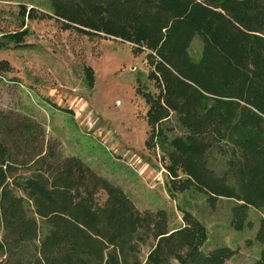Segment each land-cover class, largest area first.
I'll list each match as a JSON object with an SVG mask.
<instances>
[{"label":"trees","instance_id":"1","mask_svg":"<svg viewBox=\"0 0 264 264\" xmlns=\"http://www.w3.org/2000/svg\"><path fill=\"white\" fill-rule=\"evenodd\" d=\"M49 3L22 14L146 55L155 92L138 89L145 145L161 157L170 196H202L213 209L225 200L230 227L253 229L251 212H264V0ZM5 37L22 46L27 32ZM84 69L93 87L94 70ZM181 211L171 227L166 210H139L122 188L63 156L40 124L0 115V264H226L237 255L207 250V227ZM255 240L252 264H264V216Z\"/></svg>","mask_w":264,"mask_h":264},{"label":"rangeland","instance_id":"2","mask_svg":"<svg viewBox=\"0 0 264 264\" xmlns=\"http://www.w3.org/2000/svg\"><path fill=\"white\" fill-rule=\"evenodd\" d=\"M23 8L40 14L50 11V3L0 0V61L11 68L0 71V115L40 124L63 156L81 159L122 188L139 210H166L171 227L182 224L186 208L207 227V250L230 246L237 255L226 264H252L261 250L255 235L264 212L253 210V229L237 232L229 225V202L213 209L202 196H170L161 157L145 145L147 105L138 89L155 92L146 55L135 56L119 40L62 31L51 18L31 20ZM20 31L27 32L22 46L5 37ZM85 66L94 70L93 87Z\"/></svg>","mask_w":264,"mask_h":264}]
</instances>
